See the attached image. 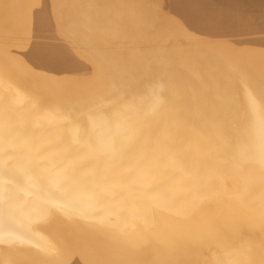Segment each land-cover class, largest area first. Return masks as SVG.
I'll list each match as a JSON object with an SVG mask.
<instances>
[{
    "label": "bare ground",
    "instance_id": "1",
    "mask_svg": "<svg viewBox=\"0 0 264 264\" xmlns=\"http://www.w3.org/2000/svg\"><path fill=\"white\" fill-rule=\"evenodd\" d=\"M166 1L0 0V264H264V7Z\"/></svg>",
    "mask_w": 264,
    "mask_h": 264
},
{
    "label": "rangeland",
    "instance_id": "2",
    "mask_svg": "<svg viewBox=\"0 0 264 264\" xmlns=\"http://www.w3.org/2000/svg\"><path fill=\"white\" fill-rule=\"evenodd\" d=\"M163 1H164V0H158V3L160 2V4H161ZM213 1H217V0H213ZM213 1H212V0L207 1V2L209 3V4L207 3L208 6L211 7V5H212V7H213V4H215V5L217 4V5H216L217 7H221L220 3H221V4L223 3V2H221L220 0H218L220 3H219V2H216V3H215V2H213ZM233 1H236L237 3H236V2H233ZM233 1H232V0H231V1L227 0V2L225 1L227 4H226V3H225V4H222L223 7H221V10H220L221 12H220L219 10H218L219 12H218V11H217V12L220 13V14H224L225 16H232V15H234V13H236V14L239 15L240 17H243V16H244V17H248L249 15H253L256 11L260 10V7H261V8L264 7V4H258V3H257V4L254 3V5H256V6H254V5H253V0H245V1H244V0H241V1H239V0H233ZM251 1H252V2H251ZM155 2H156V3H155ZM155 2H154L155 4H154V3H152V4H154V5H158V7H159L160 5L157 4V1H155ZM210 2H211V3H210ZM229 2H230V3H229ZM163 3H166V4H167V1L165 0ZM218 3H219V4H218ZM231 3H232V5H230ZM243 3H244L247 7H246ZM247 3H250V4H247ZM148 4H151V3H148ZM233 4H234L235 6H233ZM238 4H239V5H238ZM241 4H242V5H241ZM240 5H241V6H240ZM161 6H162V5H161ZM161 6H160V8H161ZM163 6H164L165 9L167 8V7L165 6V4H163ZM163 6H162L161 9H164ZM216 6H214V7H216ZM224 6L227 7V10H226V7H225V9H224ZM244 6H245L246 8H245ZM259 6H260V7H259ZM229 7H231V8L234 7V8H232L233 10H231ZM240 7H241V8H240ZM254 7H257L258 9H256V8L254 9ZM236 8H237V9H236ZM165 9H164L163 11H165ZM235 9H236L237 12L234 11ZM249 9H250V10H249ZM252 9H253V10H252ZM167 10H168V9H167ZM167 10H166V11H167ZM239 10H240V11L243 10V12L241 11V12H242V13H241L242 15L239 14V13H240ZM246 10H247V11H246ZM254 10H255V11H254ZM166 11H165V12H166ZM232 11H234V13H233ZM244 11H245V12H244ZM248 11H249V13H248ZM251 11H252V13H251ZM230 13H231V15H230ZM244 13H245V14H244ZM261 24L263 25V23H256L257 28L255 27L254 30H252V33H251L250 31H249V32H240L239 34L234 33V34H237L238 36H237V35H234V34H231V35H233V36L230 37V38H232V40H233L234 42H237V40H239L240 37H242V39H241V40H242V41H241L242 43L240 42V40L238 41V43H239V44L241 43L242 45H243V44L245 45V44L247 43L245 40H247V39L249 38L248 35H250V36L252 35L251 38H254L255 36H258V35L261 36V35L264 34V33H263V32H264V29L261 28V27H262ZM257 29H258V30H257ZM259 29H260V31H259ZM256 31H257L258 35H257ZM253 32H255V33H253ZM260 32H261L262 34H261ZM247 33H250V34L247 35ZM259 33H260V34H259ZM245 34H246V35H245ZM253 34H255V35H253ZM231 35H228V36H231ZM241 35H242V36H241ZM244 35H245V36H244ZM235 36H236V37H235ZM243 36H244V39H243ZM246 36H247V39H245ZM259 36H258V37H259ZM233 37L235 38V40L233 39ZM228 38H229V37H228ZM243 41L246 42V43H243Z\"/></svg>",
    "mask_w": 264,
    "mask_h": 264
}]
</instances>
